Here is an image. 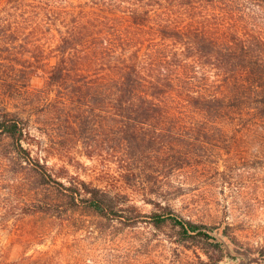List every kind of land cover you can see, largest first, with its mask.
Instances as JSON below:
<instances>
[{
    "label": "trees",
    "instance_id": "trees-1",
    "mask_svg": "<svg viewBox=\"0 0 264 264\" xmlns=\"http://www.w3.org/2000/svg\"><path fill=\"white\" fill-rule=\"evenodd\" d=\"M71 136L88 158L116 165L157 227L224 253L169 195L212 170L213 152H231L226 140L264 139V0H0V137L39 192L27 213L61 204L122 219L117 194L71 173L56 148Z\"/></svg>",
    "mask_w": 264,
    "mask_h": 264
},
{
    "label": "rangeland",
    "instance_id": "rangeland-1",
    "mask_svg": "<svg viewBox=\"0 0 264 264\" xmlns=\"http://www.w3.org/2000/svg\"><path fill=\"white\" fill-rule=\"evenodd\" d=\"M44 85V79L34 81L35 88ZM32 132L38 137L34 154L45 158L46 139ZM226 141L233 144L231 152L216 149L212 170H199L181 191L172 188L169 195L180 216L220 236L223 253L172 224L157 227L151 217L154 206L123 185L116 165L108 168L88 158L75 136L56 146L72 160L71 173L111 189L118 195L116 208L127 210L125 216L112 220L85 207L65 211L61 204L54 212L27 213L39 192L22 172L9 141L0 137V250L6 258L0 264H213L222 253L217 264H264V139ZM57 162L50 160L51 165Z\"/></svg>",
    "mask_w": 264,
    "mask_h": 264
}]
</instances>
